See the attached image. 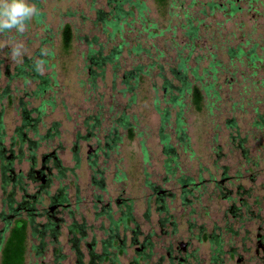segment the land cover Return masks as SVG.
Segmentation results:
<instances>
[{
	"label": "rangeland",
	"instance_id": "1",
	"mask_svg": "<svg viewBox=\"0 0 264 264\" xmlns=\"http://www.w3.org/2000/svg\"><path fill=\"white\" fill-rule=\"evenodd\" d=\"M136 1L146 8L143 16L133 10L125 22H118L115 34L99 16L113 12L109 0H27L43 15L42 22L34 15L23 33L0 32V110L6 134L2 142L8 144L21 125L25 105L31 118H39L40 136L48 135L41 153L55 152L67 169L64 179L54 180L51 187L52 194L64 188L70 204L58 243L48 236L37 257L30 240L26 264H75L67 243L71 223L85 225L87 242L96 239L99 247L105 238L101 226L107 229L108 220L106 213L96 216L97 195L103 203L111 201L115 221L120 214L114 202L128 200L133 222L126 230L119 226V238L130 240L134 230L139 241L152 234L154 257L148 264H158L167 247L187 242L197 263L208 264L212 252L207 236L220 241L225 256L244 237L245 222L253 229L259 225L257 217L264 219V0H232L237 7L233 13L222 0H168L162 7L154 0ZM209 3L219 7L213 10ZM124 10L129 11L128 6ZM67 25L72 42L64 51L62 29ZM190 26L197 30L194 41L187 35ZM18 45L21 55L13 59ZM113 49H120L118 56L103 69L87 58L90 50L107 56ZM230 49H240L243 55H230ZM24 59L49 79L43 97L34 98L37 82L15 77ZM182 60L190 81L196 69L199 86H213L203 94L201 111L190 99L181 109L173 107L170 99L178 91L163 89L166 81L178 85L171 70ZM137 66H142L139 79L125 80ZM36 108L39 113H31ZM165 109L170 119L162 133L169 136L170 156L160 136V113ZM179 109L186 134L182 141L175 132ZM121 124L129 126L132 139ZM188 178L192 182L182 184ZM93 181H103L105 187ZM149 183L164 193L162 199ZM48 206L44 202V210ZM161 220L166 221L164 227ZM230 228L241 230L239 237ZM59 248L63 259L57 261L53 250ZM135 256L132 248L115 264H128Z\"/></svg>",
	"mask_w": 264,
	"mask_h": 264
},
{
	"label": "flooded vegetation",
	"instance_id": "2",
	"mask_svg": "<svg viewBox=\"0 0 264 264\" xmlns=\"http://www.w3.org/2000/svg\"><path fill=\"white\" fill-rule=\"evenodd\" d=\"M21 108V125L14 130V136L10 138L8 144L2 142L6 134L3 132V112L0 110V259L2 249L12 231L21 225H24L26 232V246L28 247L30 240L34 241L35 244L32 245L31 250L37 257H41L45 238L49 236L52 243H58L61 228L65 225V214L70 208L64 188L56 189L53 194L51 193L54 180L64 179L63 172L67 169L62 167L55 152L41 153L43 142L49 139L48 135L40 136L39 118H31L25 105H21ZM31 113L38 114L39 108L31 109ZM28 132L31 133L30 137ZM93 184L100 188L105 187L103 181L97 183L93 181ZM148 185L159 196L157 199H162L164 193L157 192L158 189L152 184ZM95 197L97 203L94 208L97 210L99 208L96 216L103 217L106 213L108 228L101 226L105 238L99 241L98 247L96 239L91 244L87 242L90 235L85 225L76 223L68 225L67 243L70 244L71 251L76 256L75 264H115L120 255H124L132 248L136 256L128 264H140L141 261L150 263L155 249L150 238L152 234H148L139 241L137 232L134 230L132 235L134 234L135 237L133 235L130 240L119 238V226H125L126 230L128 223L133 222L132 206L128 200L116 199L114 202L116 212L120 214L115 221L111 216L113 210L111 201L103 203L101 196ZM46 201L49 206L44 210L43 204ZM247 210L248 207H246ZM231 212L235 218L238 217L234 211ZM248 214L251 216V213L248 212ZM70 215L73 216L74 213L71 212ZM41 219L45 222L39 221ZM257 220L259 225L253 229H251L253 226L244 223V237L240 239V242H235V247L231 246L225 256L219 248L220 241L216 237L207 236L205 241L209 243L212 252L208 258V264H264V219L257 217ZM165 224L166 221H160L161 227ZM238 229H242L240 225ZM229 231L234 237H239L238 231L241 230L234 231L230 228ZM82 246L86 253L82 251ZM190 248L188 242L169 246L165 249V257L158 259V264H198L196 254ZM53 255L57 261L63 259L60 248L53 250ZM26 257L27 249L25 260Z\"/></svg>",
	"mask_w": 264,
	"mask_h": 264
},
{
	"label": "trees",
	"instance_id": "3",
	"mask_svg": "<svg viewBox=\"0 0 264 264\" xmlns=\"http://www.w3.org/2000/svg\"><path fill=\"white\" fill-rule=\"evenodd\" d=\"M34 2H38L39 0H32ZM229 4L231 6L232 13L237 10V7L233 5L232 0H222ZM110 3L113 2L111 6V10L113 12H110L109 14H104L102 12H99V16L101 17V21L103 24H107L110 26L113 30L112 34H115L118 31V22L122 21L125 22L126 17H131L133 14V10H138L140 16H143V10H145V6L142 2L136 1V0H109ZM154 2L158 6H165L168 2V0H154ZM213 2V1H212ZM125 6H128L129 11H125ZM209 7L211 9H216L219 7L218 4L215 3H209ZM225 7V6H224ZM42 14L35 15V18L38 23H41L40 20L42 18ZM187 35L190 37L191 41H194V38L197 36V30L196 28L190 26ZM72 42V30L67 25L64 26L62 29V47L64 51H68L70 49ZM136 52H139L140 48H134ZM120 51V49H119ZM119 51L116 52V50H112L109 55L102 56L101 50L100 51H94L90 50L87 58L91 61L92 65H95L98 69H103V67L112 62V57L117 58ZM230 55H236L237 57H241L243 55V52L238 49L237 52H234L233 49L229 50ZM186 60H182L176 67V69H172L171 72L174 74V77L176 78V81L178 83L177 86H172V84L168 81L164 84L163 89L168 90V88H172L178 91L179 95L172 96L170 99V102L172 103L173 107H179L180 109L183 108L184 104L183 102L187 99H190V102L194 109L196 111H201L202 108V102L204 100L203 94L208 92L209 89H211L213 86L209 85L207 87H200L199 82L201 81V78L197 75L196 69L191 70V75L194 78L193 81H190L187 72H188V66L186 64ZM29 71H26V70ZM142 72V66H137L133 69V71L128 72V74L125 76L126 79H139V74ZM32 73V74H31ZM15 77H19L24 82H27L28 78L31 79L34 82H37V90L33 92L34 97L40 98L43 97L47 90L49 89L48 83L49 79L47 77H43L39 74L36 64L33 63L31 60L24 59L23 64L17 66L16 68V75ZM94 79V78H93ZM126 83V82H125ZM179 111L176 114L175 118V124L176 129L175 132L177 133V138L179 140H184L186 138L185 129L183 128V122L181 121V112ZM160 113V112H159ZM161 125H160V136L162 138V144H163V150L165 155L170 156L173 153L172 147L169 144V136L164 135L162 132L164 128L169 125V112L167 109L163 110L161 113ZM121 126L124 129H128L129 131V138L132 139V131L129 129V126L121 124ZM171 159V158H170ZM170 160L167 162L169 163ZM167 170H169L168 165H166ZM182 181V179L180 180ZM184 183L192 182L191 179H187L186 182L182 181ZM26 232L24 225L16 227L6 244L4 245L1 253V259L0 264H26L25 260V253H26Z\"/></svg>",
	"mask_w": 264,
	"mask_h": 264
},
{
	"label": "clouds",
	"instance_id": "4",
	"mask_svg": "<svg viewBox=\"0 0 264 264\" xmlns=\"http://www.w3.org/2000/svg\"><path fill=\"white\" fill-rule=\"evenodd\" d=\"M38 14V9L27 0H0V32L16 29L23 33L26 30L25 22ZM21 47L13 48V59L21 55Z\"/></svg>",
	"mask_w": 264,
	"mask_h": 264
}]
</instances>
